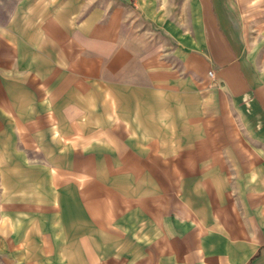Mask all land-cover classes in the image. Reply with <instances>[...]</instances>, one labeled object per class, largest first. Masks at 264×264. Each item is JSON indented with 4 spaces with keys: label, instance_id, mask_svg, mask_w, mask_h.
Instances as JSON below:
<instances>
[{
    "label": "crops",
    "instance_id": "0c3cea01",
    "mask_svg": "<svg viewBox=\"0 0 264 264\" xmlns=\"http://www.w3.org/2000/svg\"><path fill=\"white\" fill-rule=\"evenodd\" d=\"M0 264H264V0H0Z\"/></svg>",
    "mask_w": 264,
    "mask_h": 264
},
{
    "label": "built area",
    "instance_id": "2783aa9c",
    "mask_svg": "<svg viewBox=\"0 0 264 264\" xmlns=\"http://www.w3.org/2000/svg\"><path fill=\"white\" fill-rule=\"evenodd\" d=\"M212 75H213L212 72H208L209 77H212Z\"/></svg>",
    "mask_w": 264,
    "mask_h": 264
}]
</instances>
